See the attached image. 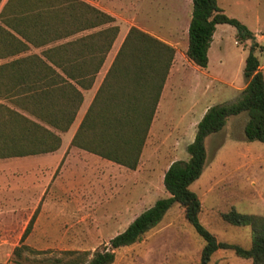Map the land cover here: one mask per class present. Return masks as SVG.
Instances as JSON below:
<instances>
[{"label":"trees","instance_id":"16d2710c","mask_svg":"<svg viewBox=\"0 0 264 264\" xmlns=\"http://www.w3.org/2000/svg\"><path fill=\"white\" fill-rule=\"evenodd\" d=\"M0 4V58L26 53L0 64V90H7L26 113L0 109V157L53 151L61 142L54 131H66L74 121L82 91L92 87L119 26L113 15L84 0H0ZM191 4L187 59L206 67L216 24L233 25L239 41L250 40L243 66L246 85L237 99L206 109L186 146L188 158L172 161L163 174L167 196L156 199L110 238L108 248L95 251L90 258L84 251H65L68 257L63 261L55 258V264H111L115 249L139 241L174 203L183 207L185 219L204 241L199 264H208L219 248H232L252 264H264V216L231 208L223 218L231 224L249 225L251 245L244 248L217 241L199 222L201 202L190 189L205 166L206 137L221 130L228 117L245 111V138L264 143V76L255 54L264 53V44L245 24L227 16L217 0H191ZM31 48L40 51L28 52ZM174 53L170 44L130 26L71 145L135 169ZM23 247L14 248L17 264H23Z\"/></svg>","mask_w":264,"mask_h":264},{"label":"rangeland","instance_id":"374dc122","mask_svg":"<svg viewBox=\"0 0 264 264\" xmlns=\"http://www.w3.org/2000/svg\"><path fill=\"white\" fill-rule=\"evenodd\" d=\"M114 16L119 32L90 89L96 90L109 67L125 31L130 26L154 35L174 50L172 70L160 107L150 126L143 153L135 169L110 162L99 166L74 167V175L62 176L46 193L56 198L57 211L43 214L21 240L30 219L8 221L0 216V264H17L14 248L20 244L23 264H55L65 260V251H84L87 258L109 247V239L156 199L168 192L163 173L174 160H186V146L194 137L196 124L206 109L239 97L246 85L244 59L250 40L239 41L236 28L219 23L208 49V63L200 68L185 56L187 26L192 4L189 0H84ZM223 12L245 24L264 44V0H217ZM190 9V10H189ZM191 15V14H190ZM40 49L32 48L31 52ZM261 65L264 53L255 52ZM261 67V66H260ZM264 76V68L261 70ZM88 96V95H87ZM245 111L228 117L224 127L205 139L206 162L200 176L190 184L200 199L199 222L217 241L248 248L249 225L231 224L223 214L231 208L264 216V143L244 135ZM29 210L32 207H28ZM34 226L36 227L34 230ZM204 244L174 203L161 221L139 241L114 250L111 264H199ZM208 264H252L232 248H219Z\"/></svg>","mask_w":264,"mask_h":264},{"label":"crops","instance_id":"0c3cea01","mask_svg":"<svg viewBox=\"0 0 264 264\" xmlns=\"http://www.w3.org/2000/svg\"><path fill=\"white\" fill-rule=\"evenodd\" d=\"M190 14L191 13L189 11L188 21L190 20ZM218 25L220 24H216V28ZM213 37H215V33H213L212 40ZM31 49L28 52H31ZM25 54L26 53H19L13 56L2 57L0 58V64L9 62L15 58L22 57ZM172 65L173 61L169 72L172 70ZM260 66L262 70L264 65ZM169 72L165 83L169 79ZM165 83L162 88L151 124L157 116L160 107L161 96L163 95L164 89L166 87ZM12 91L14 90H11V92ZM6 92L7 90H0V109H10L26 115L19 102H14L12 99L13 97ZM95 92L96 90H83L81 105L77 111L74 121L69 126V128L66 131L61 132L53 130L55 133L59 134L61 139L60 146L57 149L43 153L0 157V216H2L4 219L8 221H14L16 217H19L18 220H21L25 218V212L27 214V211H29V214L26 217L30 219L32 215L36 213L37 208L39 209L34 221L35 224L41 220V217L45 213L51 217L56 215V198H53L47 193V196H45V192L47 191L48 187L51 186V184L55 185L53 188L56 187L58 180L62 179V176L74 175V167H82L85 165H88V167L99 166L100 169L104 170L108 166V162L111 163V169H117L112 165L124 167L99 155L71 145L72 137L79 125L80 120L90 105ZM144 146L142 148L141 155L143 153ZM141 155L139 160L141 159ZM28 207H32V209L29 210ZM35 228L36 227L34 226L33 230Z\"/></svg>","mask_w":264,"mask_h":264}]
</instances>
